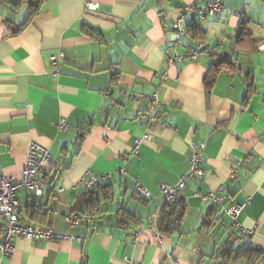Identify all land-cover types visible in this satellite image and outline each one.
<instances>
[{
  "label": "crops",
  "instance_id": "0c3cea01",
  "mask_svg": "<svg viewBox=\"0 0 264 264\" xmlns=\"http://www.w3.org/2000/svg\"><path fill=\"white\" fill-rule=\"evenodd\" d=\"M11 1L0 0V170L19 179L29 144L47 148L51 181L41 198L18 194L19 218L75 239L21 238L0 264H174L170 256L178 264H264V0H222V12L192 19L184 36L173 30L182 9L210 0H43L30 20L28 2L36 0L17 9ZM189 27L203 37L194 39ZM242 27L247 41L235 53ZM177 43L180 55L200 43L212 54L168 63ZM60 52L66 58L54 67L50 58ZM223 59L234 70L219 74L209 94L205 81ZM153 95L169 127L158 122L121 174L123 154L155 110ZM201 142L205 177L187 183L181 224L162 235L160 186L187 173L190 145ZM92 176L105 178L93 190L73 189ZM219 188L226 207L246 204L238 221L254 234L243 241L250 251L242 259L227 249L230 218L202 200ZM252 251L259 254L250 261Z\"/></svg>",
  "mask_w": 264,
  "mask_h": 264
},
{
  "label": "built area",
  "instance_id": "2783aa9c",
  "mask_svg": "<svg viewBox=\"0 0 264 264\" xmlns=\"http://www.w3.org/2000/svg\"><path fill=\"white\" fill-rule=\"evenodd\" d=\"M90 10H96L97 5L90 4L88 7ZM225 8V4L222 0H210L205 4H190L186 5L178 18L173 22V30L177 32L179 36L186 34V25L189 21L193 20H206L209 17H215ZM240 28L235 29L233 40V51L238 53L237 41L240 35ZM219 46H224V41L219 42ZM178 43L174 47V51L168 50L165 54V59L168 63H174L176 61H183L186 57L190 61L195 62L200 56H211V51L208 50L204 44L200 43L197 47L189 50L186 55H180L176 52ZM65 53L60 52L53 55L50 58L51 64L54 67H58L60 63L65 60ZM155 103V110L145 121V132L142 137L136 138L131 150L123 154V165L120 169L121 174H126V165L132 159L139 155L140 145L143 140L152 138V129L158 123L161 122L162 126L169 127L166 122L161 121L162 104L158 100L156 95L148 97ZM68 126L67 121L61 120L59 123V129L65 130ZM206 149V144L193 143L190 145V151L188 156L189 169L187 173L181 177L174 185L161 184L160 191L162 195V201L166 204H181L183 199L184 190L187 187V183L192 179L202 180L205 177V171L203 168V154ZM52 157L47 148L37 142H31L27 153L25 167L22 176L17 179L4 175L0 170V221L2 225V232L0 234V254L2 258L12 257L15 251V245L17 240L23 238L37 243L46 241H61V240H73L74 236L68 233H57L52 229L35 227L32 224L22 223L19 220L20 202L17 198L20 192L28 193L35 198H41L46 191L51 178L47 175L46 169L51 164ZM243 164V161H239L234 168L231 176H238V168ZM103 177L92 176L90 179L83 178L77 183L73 189L75 191L83 187L86 189H93L99 184V180ZM135 190L145 198H152V194L135 185ZM202 200L206 203H211L213 206L220 208L230 218L233 229V236L229 242V249L235 253L241 252L243 249V241L250 238L254 234V230L243 227L238 218L241 211L245 208L246 204H232L226 207L229 201V197L223 193L222 188L215 191H210L202 196ZM66 221L71 227H76L79 224V218L66 217ZM138 239V235L135 236ZM171 260L174 264H178L176 259L172 256ZM125 264H135L131 259L126 258Z\"/></svg>",
  "mask_w": 264,
  "mask_h": 264
},
{
  "label": "trees",
  "instance_id": "16d2710c",
  "mask_svg": "<svg viewBox=\"0 0 264 264\" xmlns=\"http://www.w3.org/2000/svg\"><path fill=\"white\" fill-rule=\"evenodd\" d=\"M42 1L43 0H36V1H33V2L32 1L28 2V7H29L28 9L31 11L29 20H30V18L33 15H35L38 12L39 5L42 3ZM21 3H22L21 0H12L11 1V4L14 7V9H17V7ZM26 23L22 24L16 30V32L14 34L19 33L23 29V27L26 25ZM188 29H189L188 30V34L190 36H192L194 39H199V38L203 37V35H204V32L201 29H198V28H195V27H189ZM240 30H241V32H240V35H239V40L237 41L238 53L241 50L242 43L244 41H247V39H245V37L247 35L245 33L246 29H244V27H242V28H240ZM232 65L233 64L231 62H229V61H227L225 59H223L222 61L217 62V63H215L213 65V69H214L213 73L214 74L211 77H207V79L205 81V86H206L207 92L209 94H210V90H211V88L213 86V83H214L215 79L217 78V76H219V74H221L222 72L233 71L234 67ZM91 190H93V189H91ZM87 201L91 202V204L94 203L93 202V198L88 199ZM218 210H221V209H218ZM183 213H184V208L182 206V203L181 204H176V205L164 203V206H163V209H162V216H161V227H160L161 228V230H160L161 234L162 235L163 234H167V233L170 234V233H172L174 231H177V229L179 228V226L181 224ZM19 220H20V218H19ZM204 229L206 230V228H204ZM227 249H228V251L231 254L235 255V258H237V259L244 258L246 255H248V253L250 251V250H243L242 249L241 252L235 253L234 251L229 249V242H228V245H227ZM252 254L255 255V256H251L250 259H249L250 261L256 259L259 253L252 251Z\"/></svg>",
  "mask_w": 264,
  "mask_h": 264
}]
</instances>
